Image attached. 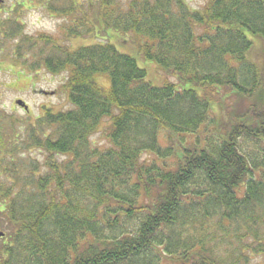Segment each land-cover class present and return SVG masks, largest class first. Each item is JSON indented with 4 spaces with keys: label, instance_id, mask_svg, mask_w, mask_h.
<instances>
[{
    "label": "trees",
    "instance_id": "trees-1",
    "mask_svg": "<svg viewBox=\"0 0 264 264\" xmlns=\"http://www.w3.org/2000/svg\"><path fill=\"white\" fill-rule=\"evenodd\" d=\"M86 2L46 61L13 43L72 108L0 127V264H264V0Z\"/></svg>",
    "mask_w": 264,
    "mask_h": 264
},
{
    "label": "rangeland",
    "instance_id": "rangeland-1",
    "mask_svg": "<svg viewBox=\"0 0 264 264\" xmlns=\"http://www.w3.org/2000/svg\"><path fill=\"white\" fill-rule=\"evenodd\" d=\"M128 1L131 0H116V2L122 3L123 7L127 5L126 3ZM184 1L189 9L198 11L208 2V0ZM54 20V18H51L48 22L41 19L38 23L40 26L35 29L36 26L33 25L36 19L35 17H29L26 18L25 25L28 30L34 29L33 31L35 32L38 30L40 32L54 33ZM33 31L31 32L36 34ZM117 38V40L112 42L117 51L134 58L137 66L146 71L147 80L153 85L159 86L163 77L157 72L156 65L153 62L141 59L136 51L137 44L130 41V36L123 37L120 35V37ZM88 43H90L89 40H77L72 46L73 48L84 47ZM14 46L15 44L11 42L8 44L3 42L0 43V119L4 120V123H0V127L2 128L3 136L8 131L7 127L9 125H7L6 122L9 121V118H12L14 121L17 119L25 120L26 118L34 121L42 117L47 109L50 112H65L72 108L68 102L67 93L63 91L62 86L66 74H49L43 66L38 63V59L30 56V54L24 57L22 56L20 60L16 59L17 55ZM101 80L105 83L104 79ZM169 80L171 82L174 81L173 79ZM262 94L264 95V92ZM18 100H21L27 106V111L15 104ZM232 102L233 100L228 101V103ZM105 135L106 133L100 134L94 138L97 146H101L104 143L103 140ZM28 156L38 162L42 161V158H44L41 152L35 150ZM255 262L256 259H252V264Z\"/></svg>",
    "mask_w": 264,
    "mask_h": 264
},
{
    "label": "flooded vegetation",
    "instance_id": "flooded-vegetation-1",
    "mask_svg": "<svg viewBox=\"0 0 264 264\" xmlns=\"http://www.w3.org/2000/svg\"><path fill=\"white\" fill-rule=\"evenodd\" d=\"M65 1L68 4H73L77 9L87 3L86 0H0V41L6 44L11 42L21 45V42L29 40L34 46L45 48L46 53L41 56V59L46 61L49 59V47L51 45L56 47L57 52H59L60 48L65 44L62 30L66 20L69 18L62 13ZM29 17H35L36 22L33 25L36 26L35 29L40 26L38 23L41 19L49 22L51 18H54L56 25L54 24L55 28L52 30L55 32L47 33L38 30L35 32L33 31L34 29L28 30L25 20ZM93 30L95 29L93 28ZM15 32L19 33L15 34ZM93 35L89 34V41L95 39L92 38L94 37ZM77 40L86 41V39L80 37L68 39L70 42ZM35 52H37V49ZM35 52L32 56L35 55ZM37 56L36 54L35 58ZM44 69L47 71L46 68Z\"/></svg>",
    "mask_w": 264,
    "mask_h": 264
},
{
    "label": "water",
    "instance_id": "water-1",
    "mask_svg": "<svg viewBox=\"0 0 264 264\" xmlns=\"http://www.w3.org/2000/svg\"><path fill=\"white\" fill-rule=\"evenodd\" d=\"M15 104L18 107L22 108L23 110L27 111V106L21 100L16 101ZM0 237H2L1 233H0Z\"/></svg>",
    "mask_w": 264,
    "mask_h": 264
}]
</instances>
